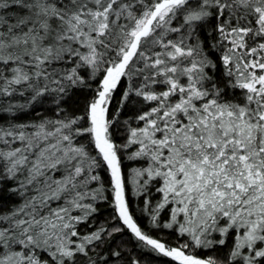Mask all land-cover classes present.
<instances>
[{"label":"snow or ice","instance_id":"snow-or-ice-1","mask_svg":"<svg viewBox=\"0 0 264 264\" xmlns=\"http://www.w3.org/2000/svg\"><path fill=\"white\" fill-rule=\"evenodd\" d=\"M155 257L264 264V0H0V264Z\"/></svg>","mask_w":264,"mask_h":264},{"label":"trees","instance_id":"trees-1","mask_svg":"<svg viewBox=\"0 0 264 264\" xmlns=\"http://www.w3.org/2000/svg\"><path fill=\"white\" fill-rule=\"evenodd\" d=\"M87 96H88L87 93L77 94V96L72 101L69 102V107L74 111H79L80 108L83 106V104L87 102ZM118 98H119V93H117V99ZM113 108H115V105H113ZM125 164L127 167L129 162L125 161ZM132 204H133V210L135 211V214L138 218L139 223H141L142 225H147V217L142 215L140 212V208L142 207L141 201L138 198H133ZM111 214H112L111 209L107 205H103L101 208V216L99 217V219L110 217ZM154 234H155V230H154ZM162 235H164L165 239H169L170 241L175 243L174 234H170L168 233L167 230H165V233ZM124 238L127 241H131L128 244V248L133 249L135 241L132 240V238L127 232L124 233ZM136 251H137V255H139L140 250H136ZM142 264H168V258H165V257L148 258L145 261H142Z\"/></svg>","mask_w":264,"mask_h":264}]
</instances>
